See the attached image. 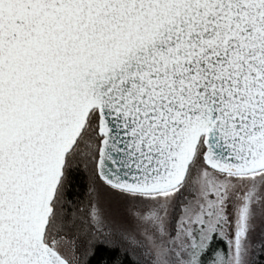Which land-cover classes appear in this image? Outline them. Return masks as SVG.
I'll use <instances>...</instances> for the list:
<instances>
[{
  "label": "snow or ice",
  "instance_id": "obj_1",
  "mask_svg": "<svg viewBox=\"0 0 264 264\" xmlns=\"http://www.w3.org/2000/svg\"><path fill=\"white\" fill-rule=\"evenodd\" d=\"M0 264H264V0H0Z\"/></svg>",
  "mask_w": 264,
  "mask_h": 264
}]
</instances>
